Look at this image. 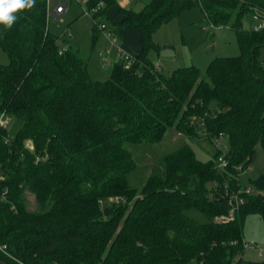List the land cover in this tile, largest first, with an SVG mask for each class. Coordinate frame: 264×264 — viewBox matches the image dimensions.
I'll list each match as a JSON object with an SVG mask.
<instances>
[{
  "label": "trees",
  "instance_id": "obj_1",
  "mask_svg": "<svg viewBox=\"0 0 264 264\" xmlns=\"http://www.w3.org/2000/svg\"><path fill=\"white\" fill-rule=\"evenodd\" d=\"M104 2L103 10L113 0ZM191 4L235 29L239 54L211 59L203 76L194 65L165 74L148 60L152 31ZM253 8L264 12V0L119 6L118 23L138 33L140 50L128 67L120 57L103 80L92 79L80 57L57 42L47 0L20 11L10 29L0 25L8 56L0 62V114L21 120L13 137L0 125V260L264 264V256L240 255L245 214L255 211L264 222V173L250 179V193L239 181L256 143L264 146V28L240 24ZM197 123L210 138L225 135L227 153L201 160L183 145L164 156L161 175L149 173L139 188L129 185L135 163L126 143L157 142L169 126L195 138ZM25 191L34 195L35 209L27 207ZM192 207L207 220L190 217ZM231 209V219H216Z\"/></svg>",
  "mask_w": 264,
  "mask_h": 264
},
{
  "label": "rangeland",
  "instance_id": "obj_2",
  "mask_svg": "<svg viewBox=\"0 0 264 264\" xmlns=\"http://www.w3.org/2000/svg\"><path fill=\"white\" fill-rule=\"evenodd\" d=\"M148 1L137 0L132 4L134 7H138L141 3ZM48 3L52 8L55 0H48ZM84 7L85 4L82 1L71 0L68 3L67 12L62 18H55L52 15L48 18V28L57 36L56 40L60 45L69 46L80 57L92 79L103 80L110 75L114 61H116V54L120 53L119 46L112 44L106 36L105 30L92 29L93 19L84 13ZM254 13H257L259 17L255 18ZM118 18L117 4L111 3L106 5L104 15L99 20H102L110 28L117 29L114 22ZM261 19H264V12L253 8L240 15V24L245 29H253L258 26ZM220 24L221 26H219ZM125 28L133 34L129 35L130 32H127V37L133 36L138 39V34L133 28L129 25ZM62 34L63 39L60 38ZM151 36L154 45L147 51L148 60L154 65L161 66L165 74L179 66L194 65L203 76L211 59L218 56H234L240 51L235 29L224 22H212L196 4L180 9L178 13L159 23L152 31ZM118 42H122L120 37H118ZM135 43L138 45V40ZM259 54L260 58L264 60V47L260 49ZM101 56L105 60H102ZM0 62H8V56L1 45ZM3 123H5L6 135L13 137L21 125V120L8 113L5 115ZM195 130L197 135L192 138L174 126H169L157 142L126 143L135 163L133 170L127 175L129 185L139 188L149 173L161 175L164 156L183 145L190 146L195 156L201 160L210 159L217 150L221 154L227 153L228 140L225 135L210 138L201 123L195 125ZM259 173H264V146L258 141L248 167L239 174V181L241 184L252 187L250 179ZM25 198L28 208L35 209L37 207L34 195L30 191H25ZM186 213L196 221L207 220L206 215L196 208H189ZM242 237L244 241L254 242L252 248H244L241 252L240 255L244 258L255 259L259 257V250L264 252V222L257 212L249 211L245 214ZM240 255H236V257ZM33 260L37 262H33V264H55L45 262L41 258L34 259L32 257Z\"/></svg>",
  "mask_w": 264,
  "mask_h": 264
},
{
  "label": "built area",
  "instance_id": "obj_3",
  "mask_svg": "<svg viewBox=\"0 0 264 264\" xmlns=\"http://www.w3.org/2000/svg\"><path fill=\"white\" fill-rule=\"evenodd\" d=\"M70 1L71 0H55L54 6L52 8H50L48 0H47V17L50 14H52L55 18H60L61 15L67 10L68 3ZM77 1H79V2L82 1L85 4L84 13L91 16V18L93 19L91 24H96V27L98 29L105 30L104 32H105L106 36L110 39L112 44L119 46L117 34L114 33L113 30L107 24H105L102 20H99L101 17V11L103 10V8L105 6L104 0H98L95 4H92V5H87V3H86L87 0H77ZM254 17L258 18L257 15H254ZM219 26H221V24ZM256 28H264V19H261V22L258 24V26ZM63 51H64V48L63 47L60 48L59 52L61 53ZM121 57L123 58L124 66L128 67L132 62L133 55H130V54L125 53V52H121ZM102 60H105L104 57H102ZM156 68L160 69L159 66H156ZM192 118H194V117H192ZM4 119H5V115L3 113H1L0 114V125H2V126H4V124L7 122L6 121L5 123H3ZM218 160H219L220 166H225L226 160L222 156H219ZM244 191L246 193H250L251 189H250V187L247 186L246 188H244ZM233 196H234L237 203L243 201L242 197L239 194L235 193ZM232 215H233V213H232V209H231L229 214H221V215L217 216L216 219L228 220V219L232 218ZM253 246H254L253 241H244L243 242L244 248H252ZM260 255L264 256L262 254H260Z\"/></svg>",
  "mask_w": 264,
  "mask_h": 264
},
{
  "label": "crops",
  "instance_id": "obj_4",
  "mask_svg": "<svg viewBox=\"0 0 264 264\" xmlns=\"http://www.w3.org/2000/svg\"><path fill=\"white\" fill-rule=\"evenodd\" d=\"M137 1V0H133L132 2L130 0H113V3L117 4V15H118V19L116 20L115 25H117V29H112L114 33L117 34L118 37H120V41H122L121 43H119V47H118V50H119V54L117 53L116 54V61H118L121 57V52H125V53H128L130 55H135L139 49H140V42H139V35H138V39L137 38H133V36L130 37H127V32L130 34L129 35H133L132 32L130 30H126V26L127 25H119V21H120V18H121V15L118 11V7L119 6H122V7H127V8H132L134 10H140L146 3H141L140 5H138V7H134L133 4L134 2ZM133 3V4H132ZM50 6V5H49ZM68 9V8H67ZM104 11L105 9L101 12V17L102 15H104ZM67 12V10L61 15V18L63 17V15ZM52 14H50L48 17H47V23L49 22L48 21V18H50ZM53 16V15H52ZM54 17V16H53ZM92 27V25H91ZM125 29V30H124ZM138 34V33H137ZM62 36V35H61ZM133 38V39H132ZM136 40H138V45H136ZM63 47H66L65 45H61ZM103 56H101V59H102ZM114 61V63L116 62ZM156 66H159V65H156ZM162 70V67L159 66ZM259 253L264 255V252H262V250H259ZM259 254V257H261V255Z\"/></svg>",
  "mask_w": 264,
  "mask_h": 264
},
{
  "label": "clouds",
  "instance_id": "obj_5",
  "mask_svg": "<svg viewBox=\"0 0 264 264\" xmlns=\"http://www.w3.org/2000/svg\"><path fill=\"white\" fill-rule=\"evenodd\" d=\"M35 0H0V25L10 29L18 19V13L33 7Z\"/></svg>",
  "mask_w": 264,
  "mask_h": 264
},
{
  "label": "water",
  "instance_id": "obj_6",
  "mask_svg": "<svg viewBox=\"0 0 264 264\" xmlns=\"http://www.w3.org/2000/svg\"><path fill=\"white\" fill-rule=\"evenodd\" d=\"M0 264H8V263H6V262L0 260Z\"/></svg>",
  "mask_w": 264,
  "mask_h": 264
}]
</instances>
